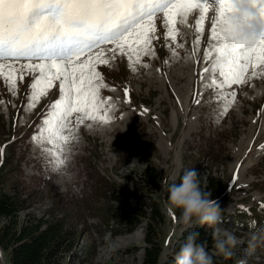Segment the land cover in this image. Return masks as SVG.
I'll return each mask as SVG.
<instances>
[{
    "label": "rangeland",
    "instance_id": "374dc122",
    "mask_svg": "<svg viewBox=\"0 0 264 264\" xmlns=\"http://www.w3.org/2000/svg\"><path fill=\"white\" fill-rule=\"evenodd\" d=\"M43 1L0 0V36L15 32L16 25ZM67 1L64 7L74 16L109 30L88 31L86 37H96L97 45L68 59L63 68L48 64L39 70L36 62L45 60L41 58H0V175L16 172L46 182L48 187L36 202L41 213L49 190L53 195L55 190L80 195L88 186L86 171L95 168L117 186L142 195L127 203L112 202V208L121 211L124 205L140 206L148 197L155 199L164 216L157 226L158 264H188L194 252L215 253L214 248L207 251L186 241L185 232L201 223L216 237L217 249L240 253L236 264H264V230L254 233L231 218L234 211L264 205V56L262 61L256 56L260 47L236 51L243 54L239 64L245 67L239 76L226 59L224 69L220 63L213 68V60L223 58L222 52L234 44L231 33L237 29L230 25L231 14H220L217 1L205 0L206 16L200 4L188 2L176 5L178 11L171 18L159 10L145 21L150 28V58L136 24L118 30L120 34L110 29L142 13L144 2L119 0L121 5L109 9L104 0ZM258 2L264 10V0ZM222 16L229 17V23ZM145 22L139 20L138 25ZM111 56L114 60L108 62ZM94 75L98 79L88 83ZM39 78L46 83L34 97L33 83ZM57 100L61 104L53 118L57 125L47 134L41 131L43 119L55 110ZM110 106L116 108L110 111ZM221 144L224 150L219 149ZM123 156L126 160L121 162ZM147 165L153 167L158 182L144 186V193L130 178ZM208 174L220 180L217 197L192 201L191 212L177 215L168 198L180 200L187 191L195 193V186ZM51 184L55 189H49ZM82 194L94 197L88 191ZM222 214L229 222L220 219ZM84 215L93 225L96 219L87 208ZM144 232V222L116 237L87 231L81 245L90 244L92 253L83 264H140ZM0 260L10 264L2 252Z\"/></svg>",
    "mask_w": 264,
    "mask_h": 264
},
{
    "label": "trees",
    "instance_id": "16d2710c",
    "mask_svg": "<svg viewBox=\"0 0 264 264\" xmlns=\"http://www.w3.org/2000/svg\"><path fill=\"white\" fill-rule=\"evenodd\" d=\"M218 147L220 150L225 149L223 144ZM206 153L209 154L210 150ZM125 160L126 156H123L120 161ZM130 179L134 180L135 186L144 188V193L146 185L158 182L151 165L143 168L135 179ZM86 183L88 186H84L80 195L67 196L59 190H55L53 195L49 190L47 207L39 213L36 202L42 191L48 187L46 182L35 175L23 178L16 172L6 177L0 175V250L10 264H83L92 253L90 244L81 245V239L87 231L93 229L98 234L116 237L131 232L142 222L145 244L140 264H158L161 249L157 241V226L164 216L155 199L148 197V201L134 207L123 204L122 210L118 211L115 207L112 208L110 203H127L133 197L140 198L142 195L117 186L100 171L91 167L86 171ZM219 186V178L208 174L195 186V193L187 191L185 197L180 200L168 198L169 205L177 215L191 212L194 208L192 201L203 203L212 200L217 197ZM49 189L53 190L55 186L51 184ZM84 191L94 197L89 199L82 194ZM102 201L103 207H99ZM86 208L96 219L93 225L86 220ZM102 212H105L106 216H103ZM231 214L234 224L252 232L260 231V226H264L263 204ZM220 219L229 222L226 214H222ZM185 234L186 241L191 245L207 251L210 248L216 249L212 254L198 251L197 254L192 253L188 256L191 259L188 264H236L240 253L217 249L216 237L202 223L195 225Z\"/></svg>",
    "mask_w": 264,
    "mask_h": 264
},
{
    "label": "bare ground",
    "instance_id": "6f19581e",
    "mask_svg": "<svg viewBox=\"0 0 264 264\" xmlns=\"http://www.w3.org/2000/svg\"><path fill=\"white\" fill-rule=\"evenodd\" d=\"M104 1L109 6L108 7L109 9L115 8L121 5L119 3V0H104ZM133 1L134 2L135 1L144 2L145 7H143L142 13L138 14L137 16L131 15L129 16L130 19L128 21L126 20L125 23L121 22L117 25L114 24L110 27V29H112L113 32L120 34L119 33L120 31L118 30L125 31L126 29H128V27L132 23H133L132 25L136 24V27L138 30L137 34L143 40V45L145 46L147 54L148 55L150 54L149 55L150 58H152V55H151L152 47L150 46V37H149L150 28L146 25L147 22L145 21L151 20L152 16L155 14L154 12L162 10L164 13H166V17L171 18L178 11L175 8L176 5H183L182 3H188V2H192V3L196 2L200 4L202 14H205V16L207 15L205 0H133ZM215 1H217L219 4L220 14L224 11L228 14H231L230 25L234 27L235 29H237V31L236 32L233 31L231 33L232 38L235 37L234 44L230 45V48H228L227 51L222 50L224 51L222 52L223 58L218 59V61L217 59H214L212 62L213 63L212 66L214 68L216 64L219 65L218 63H220V66L222 67V69H224L226 67L225 65L230 63L229 64L230 69H231V66H233L234 74H236V76H239L240 73H242L241 70L244 71L245 67L244 65H241V63L239 64V60L242 58L243 54L241 55L237 54L236 51L240 50L243 47L245 48L244 52H247L246 50L249 49L252 45H254V46L260 47L259 52L256 51L257 52L256 56L258 60L262 61L261 58L264 56V11L259 6L258 0H215ZM66 2L67 0H59V1L47 0L43 2L42 4H40L39 6L34 7L33 11L29 12L26 15L25 19L19 25H16L15 32L4 34L2 37H0V56L13 55L18 58L20 57L29 58L30 56H32V57L37 58V57L58 55V56H61V58L56 59L54 61L51 60L53 62L45 61L48 59L39 60L36 62V66L39 70L48 64L59 65V68L60 66L63 68L65 62L68 59L67 56L69 55L71 51L76 49V47L80 48L79 49V53H80V50H83V47L87 46V43L96 45L97 44L96 41H98V40H95L96 37H92L93 38L92 40H89V39L87 40V38H84V35L86 36L87 35L86 33H88V31H91L92 29L93 30L99 29L100 31L109 30L108 27H105L104 25L101 24V23H104L103 18L100 19L101 25L97 28L98 22L88 24L87 22L83 21L82 19L68 12V10L64 7ZM172 2H174V4L169 5L168 6L169 8H168L167 5ZM45 7H48L49 10L45 11L42 9ZM156 7H159V8L156 9ZM220 18L221 17H219V21H218L219 23H220ZM228 18L224 19V17L222 16V19L227 20V23H229L230 21L228 20ZM79 20H82V22H78ZM139 20H142L145 23L143 25L139 24L140 25L139 26L138 25ZM34 29H38V31L35 32ZM188 31H189V28H187L186 33ZM52 34L56 35L57 37L56 38L52 37ZM238 34L240 35L239 39H238V36H239ZM2 43H5V44H2ZM48 44H51V45L46 46ZM121 47L122 46L119 45L117 50L118 49L121 50ZM120 50H118V53L120 52ZM43 54H45L46 56ZM100 54L103 55V52H100ZM229 56H231V59H228ZM246 57H248V55ZM225 59L227 61V64H225L226 61H223ZM113 60H114L113 56L107 59L108 62H112ZM248 60H251L250 57ZM236 61L238 62L236 63ZM235 64L236 65L239 64V66H235ZM2 69H6V68L3 67ZM96 69L93 70V73L96 72ZM230 69L229 71H226L228 74L231 72ZM150 70H151V67L148 65V71ZM10 73H13V72H10ZM188 74H189V81H191L192 80L191 73L189 72ZM97 79H98V76L94 75L93 78L89 79L88 83L93 82ZM45 83L46 81H44L43 78H39L37 81L33 83V89L35 91L34 97L35 95L38 96L40 89L44 86ZM101 84H104V83H101ZM97 88L98 86H96L94 89V93L96 95H97ZM60 106L61 104L59 103V100H57L55 110L50 112L49 116L43 119V126L41 127L42 132L49 134L52 127L55 125V123L53 122L54 121L53 118L55 117L54 115L58 114V113L56 114V112H58V109ZM109 108L111 111L112 109H115L116 107L110 106ZM76 127L78 129V125H76ZM254 154H256V151L252 153L253 156ZM251 160L252 158L250 157L247 163L249 164Z\"/></svg>",
    "mask_w": 264,
    "mask_h": 264
}]
</instances>
